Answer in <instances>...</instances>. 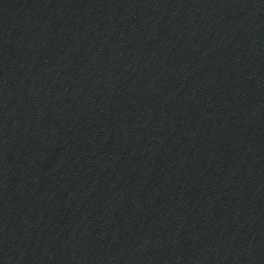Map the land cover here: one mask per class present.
<instances>
[{
  "label": "water",
  "instance_id": "1",
  "mask_svg": "<svg viewBox=\"0 0 264 264\" xmlns=\"http://www.w3.org/2000/svg\"><path fill=\"white\" fill-rule=\"evenodd\" d=\"M0 264H264V0H0Z\"/></svg>",
  "mask_w": 264,
  "mask_h": 264
}]
</instances>
